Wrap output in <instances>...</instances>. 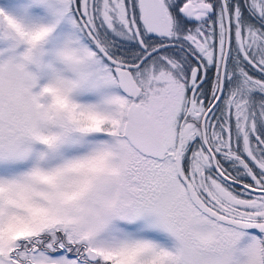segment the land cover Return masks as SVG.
<instances>
[{"label":"snow or ice","instance_id":"1","mask_svg":"<svg viewBox=\"0 0 264 264\" xmlns=\"http://www.w3.org/2000/svg\"><path fill=\"white\" fill-rule=\"evenodd\" d=\"M0 264H264V0H0Z\"/></svg>","mask_w":264,"mask_h":264}]
</instances>
